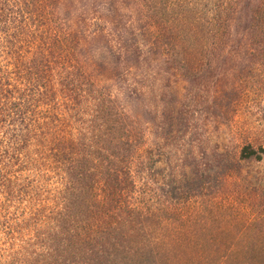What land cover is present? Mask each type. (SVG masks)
<instances>
[{
    "label": "trees",
    "instance_id": "obj_1",
    "mask_svg": "<svg viewBox=\"0 0 264 264\" xmlns=\"http://www.w3.org/2000/svg\"><path fill=\"white\" fill-rule=\"evenodd\" d=\"M263 19L264 0H0V264H260L262 246L190 226L189 206L215 205L206 168L189 181V69L264 50Z\"/></svg>",
    "mask_w": 264,
    "mask_h": 264
},
{
    "label": "rangeland",
    "instance_id": "obj_2",
    "mask_svg": "<svg viewBox=\"0 0 264 264\" xmlns=\"http://www.w3.org/2000/svg\"><path fill=\"white\" fill-rule=\"evenodd\" d=\"M255 42L262 44L264 36L257 37ZM187 55L191 62L194 54L189 51ZM200 58H209L219 68L203 70L205 63H193L189 69V181L197 166L206 168L210 183L200 198L214 202L215 206L205 210L189 206L194 219L190 226H204L207 233L224 230L221 235L230 234L210 239L211 243L264 248V156L247 161L237 158L244 144L264 146V50L251 48L249 53H236L225 46L209 49ZM207 71L217 72L221 79L214 87L206 88L205 94L201 92L204 97L200 95L192 101L190 95H197L202 88L197 76ZM180 74L170 75L171 84L165 94L167 114L172 112L174 116L188 86ZM182 134L177 142L186 138ZM190 242L201 246L207 240L192 236ZM252 262L264 264V250Z\"/></svg>",
    "mask_w": 264,
    "mask_h": 264
}]
</instances>
